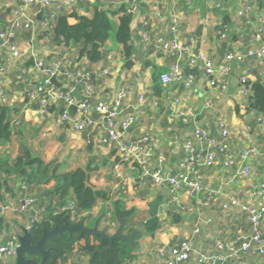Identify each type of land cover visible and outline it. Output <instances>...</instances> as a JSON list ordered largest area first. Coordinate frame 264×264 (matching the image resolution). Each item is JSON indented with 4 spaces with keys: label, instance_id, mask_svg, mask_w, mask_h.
<instances>
[{
    "label": "crops",
    "instance_id": "0c3cea01",
    "mask_svg": "<svg viewBox=\"0 0 264 264\" xmlns=\"http://www.w3.org/2000/svg\"><path fill=\"white\" fill-rule=\"evenodd\" d=\"M123 1L86 0L74 6V9L79 14L90 16L95 5L116 8ZM20 3L21 0H0V31L12 10ZM247 5L249 10L243 12ZM138 7L141 13L131 37L133 64L127 68L114 51L92 64L89 67L94 87L92 105H96L98 100H109L119 87L127 88L131 103L125 113L137 117L130 128L129 138L135 140L142 133L148 134L151 147L149 166L161 167L164 173L173 175L188 172L189 176L194 177L200 174L203 189L190 195L184 187L157 186L146 178L142 187L126 196L120 192L118 179L112 172L117 146L114 142L108 143L103 129L93 132L91 146L87 132L77 131L71 122L59 120L62 108L56 107L46 114L38 103L28 101L27 79L32 75L29 69L34 68V56L49 60L63 56L72 59L78 66L80 48V43L57 47L48 44L42 36L37 37V34L46 31L39 26L41 20L49 19L51 26L60 14L71 8L56 11L52 7L32 5L28 14L34 22L36 35L27 29L18 31L13 41L20 48V58L7 69L0 82V110H5L13 132L8 141L0 144V161L11 164L24 152L30 153L49 167L46 175L51 179L46 184L35 181L23 186L24 183L13 176L14 185L0 194V208L11 202L19 210L0 211L3 224L0 245L14 234L18 226L22 227V222H28L29 216L32 220L37 217L36 213H39L38 218L42 215L44 217L41 219L47 217L45 209L55 201L46 195H51L54 188L52 169H55V175L77 168L85 169L89 184L106 192L105 200H98L90 211L76 217V222L85 219L86 225L92 227L95 220L103 216L99 227L113 232L118 226L117 215L112 209L113 201L116 198L124 202L125 208L132 212L125 232L134 228L141 231L135 234L136 247H130L132 250L127 258L130 264H165L163 257H168L166 248L184 240L191 242L193 252L189 261L183 264H198L200 253L214 251L215 239L232 240L251 234L246 212L229 202L230 199H237L240 203L257 202L255 191L264 181V158L261 155L264 154V123H259L258 117L264 114L249 110V100L239 96L236 90L242 73L249 75L250 82L262 81L264 84V64L259 65L252 58L233 63L226 77L229 87L225 91L208 86L200 63L193 67L181 64L184 73L194 74L191 89H187L182 81L164 84L159 79V73L167 70L176 58L155 47L154 38L163 34L167 39L175 38L191 44L194 51L205 52L215 66H219L228 52L243 53L251 45L250 35L264 20V0H141ZM172 15L177 23L174 30L171 29ZM221 29L225 30L224 37H221ZM142 32L151 37L150 44L143 42ZM31 38L33 41H30ZM82 63L85 66L87 61ZM21 67L27 71L19 78ZM103 68L109 70L105 77L100 76ZM141 92H144L146 101L136 108L134 105L139 104ZM73 94L78 99L80 91L75 89ZM71 113L74 116L75 110L71 109ZM93 116L96 118L98 114L94 112ZM219 119L225 120L231 131L229 154L232 157H237L244 146L254 149L249 159V175H241L242 164L237 158L234 165L225 166V157L221 154H217V160L211 167L195 165L192 171L180 168L185 155L183 142L191 139L194 155L200 162L208 141L196 140L194 131L201 127L207 131L209 139L219 140ZM128 171L123 167V173ZM146 189L148 192L142 194ZM69 195L72 196V190H69ZM31 197L36 199L35 202L27 209L20 210L23 201ZM261 229L264 235V219ZM83 245V240L75 241L72 250L59 264H90L89 253L81 250ZM161 247L165 248L163 256L159 252ZM226 264H264V257L248 251L241 260H228Z\"/></svg>",
    "mask_w": 264,
    "mask_h": 264
},
{
    "label": "built area",
    "instance_id": "2783aa9c",
    "mask_svg": "<svg viewBox=\"0 0 264 264\" xmlns=\"http://www.w3.org/2000/svg\"><path fill=\"white\" fill-rule=\"evenodd\" d=\"M84 1L86 0H21L20 5L12 10L4 28L0 31V82L1 78L5 76L7 69L13 66L20 58V48L13 41L18 31L27 29L36 35L34 22L28 14L30 6L40 5L61 11L82 4ZM140 1L124 0L122 3L125 5L127 12L133 13ZM248 6L245 7L243 12L249 10ZM243 12L241 13L243 14ZM171 24V29L174 30L177 24L174 15L171 16ZM39 26L43 30H48L51 27L49 26V19L41 20ZM224 32L225 30H220L221 37L225 36ZM141 36L145 44L151 43V37L148 33L142 32ZM249 38L251 45L243 53L228 52L224 62L219 66H215L205 52L201 50L198 52L194 51L191 44L175 38L167 39L163 34H159L154 38L155 47L161 48L167 54L176 58L175 62L169 64L167 70L159 74V79L164 84L182 81L187 89H191L194 74L192 72L184 73L181 69V64L184 63L193 67L200 63L208 79V86L225 91L229 87V81H227L226 77L230 74L233 63H240L246 58H252L259 65L264 64V42L262 41L264 38V20L260 21V24ZM30 41H33V38ZM31 47L35 50L34 45L31 44ZM35 54L37 53L35 52ZM34 60V68L32 70L29 69V72L32 71V75L27 79L26 98H28L29 102L38 103L40 109L46 114H49V109L52 106L58 107L62 104L64 108L59 120L71 122L77 131L93 135V132L103 129L108 136V143L114 142L117 146L115 157L118 158V161L114 160L112 172L118 179L117 186L121 188L123 194L127 196L129 192L137 191L143 186L146 178H150L152 184L157 186L167 184L173 188L184 187L190 195H194L203 189L200 174H195L194 177L189 176L188 172L173 175L164 173L161 167L149 166L151 147L148 134L142 133L135 140H130L131 137L129 138L131 135L130 128L134 125L137 117L135 114L125 113L131 103L127 88L119 87L112 98L109 100H98L96 105H92L94 87L91 83L89 72L79 68L72 62V59L64 58L63 56H57L50 60L46 57L34 56ZM19 71L20 73L17 75L21 78L26 74L27 70L21 67ZM108 74V68H103L100 76L105 77ZM52 77L56 79L61 88H57L51 82ZM237 82L236 91L239 96L247 97L251 94L249 75L247 73L240 74ZM75 89L80 91L78 99L73 94ZM0 92H2L1 87ZM145 101L144 92H141L139 104L134 106L138 108ZM71 106H75L74 116L71 113ZM94 112L98 114V117L95 118L93 116ZM258 121L263 124L264 116H259ZM218 127L220 130L219 140L209 139L207 131L201 127L195 129L194 138L198 141L207 139V149L199 162V159L194 155V146L191 139L185 140L182 144L185 155L180 168H187L192 171L195 165H200L204 168L211 167L217 160V154H221L225 157L223 162L225 166L234 165L238 159L237 161L242 164L241 175H249L251 172L249 159L253 155L254 149L244 146L237 157H232L229 154L231 137L229 126L225 120L219 119ZM261 155L264 158V154ZM123 167H125L126 171H129L123 173ZM255 197L257 199L255 203H240L237 199H230L229 202V204L237 205L246 212L251 234L232 240L215 239L214 251L209 254L200 253L197 259L198 264H226L228 260H241L242 255L248 251L256 253L259 257H264V235L261 229V222L264 219V181L258 185ZM35 200V198L31 197L23 201V206L20 210L27 209ZM227 205L223 204V206ZM18 210L11 202L2 205L0 208L1 213ZM65 211H69L73 217L80 216L77 214L72 202L56 207L54 213ZM109 226H111V223H109ZM18 245L19 234H13L4 244L0 245V264L15 263V250ZM166 249L168 257H163L165 264H183V262L189 261L193 252L189 240L180 241L177 245ZM159 252L163 256L165 248L161 247Z\"/></svg>",
    "mask_w": 264,
    "mask_h": 264
},
{
    "label": "trees",
    "instance_id": "16d2710c",
    "mask_svg": "<svg viewBox=\"0 0 264 264\" xmlns=\"http://www.w3.org/2000/svg\"><path fill=\"white\" fill-rule=\"evenodd\" d=\"M131 16L132 13L127 12L123 3L116 8L95 5L90 16L79 14L72 7L70 10L60 14L54 24L48 30L37 34V37L42 36L48 44L57 47H68L71 43H80L77 58L78 67L85 68L84 70L87 72H90L91 68L89 67L92 64L105 59L106 54L110 51L116 52L119 60L129 68L133 64L131 37L135 29V27L130 28L129 25ZM84 60L87 61L85 66L82 63ZM249 84L251 94L247 96L249 100L248 108L255 113L264 114V84L262 81L249 82ZM56 87L61 88V86L57 85ZM58 107L62 108V110L64 108L62 104ZM55 108L52 106L49 110H54ZM12 134L11 125L7 122L6 112L1 109L0 144L8 141ZM92 136L89 135L91 146L93 143ZM115 161H118L117 157H115ZM47 171H49L47 165L27 152H24L11 164L0 161V194L2 195L4 191L10 190L11 185H14L13 176L16 179L19 178L22 183L27 185L35 183V181L36 183L46 184L51 179L46 175ZM52 173V178H54L55 182L53 192L51 195L50 193L46 195H49V198L55 199V201L48 205L46 209L47 217L40 221L33 220L29 227L32 235V244L38 241L43 230L50 231L53 227L62 225L64 216H67V221L76 223L77 218L73 217L69 211L54 214L56 207L72 202L77 214L80 215L90 211L98 200H105L106 192L89 184L88 174L85 169L77 168L61 175H55V169H52ZM69 190H72V196L69 195ZM120 192L122 193V190ZM38 198L39 196L36 197L37 200ZM112 206L115 215L126 218V223H128L132 212L125 208L124 202L115 198ZM2 226V220L0 219V230ZM77 240L84 241L81 250L87 253L98 251L108 244V241L100 236L88 237L80 232H75L69 236L64 231L49 237L45 241L44 246L50 249V255L46 257L44 264H59L67 253L72 250L73 244ZM112 245L117 248L118 264H130L127 263L129 252L132 250L130 246L119 239H114ZM33 256L30 254L25 255L26 258L39 260L38 257ZM90 264H115L114 252L112 250L102 253L95 252L90 259Z\"/></svg>",
    "mask_w": 264,
    "mask_h": 264
},
{
    "label": "water",
    "instance_id": "95a60500",
    "mask_svg": "<svg viewBox=\"0 0 264 264\" xmlns=\"http://www.w3.org/2000/svg\"><path fill=\"white\" fill-rule=\"evenodd\" d=\"M141 9L139 7H135L131 20H130V28L135 27L139 17H140ZM257 80H260L259 76H256ZM51 82L54 83L57 86H60V84L56 81L54 77L51 78ZM70 109L75 110V106H71ZM148 191L147 189L143 191L142 194H146ZM103 216H100L97 220H95L92 227L87 226L85 219L80 220L76 223H71L67 221V216H64L62 218L63 224L60 226H55L50 231L43 230V234L40 238V240L36 244H32V235L29 231V227L32 224V219L29 218V227L23 228L22 233L19 235V245L17 246L15 253V263L14 264H44V261L47 256L50 255V249H45L43 247L44 239L48 237H53L55 234H58L60 232L66 231L69 236H71L75 232L84 233L88 237H97L100 236L108 241V244L106 247L94 251V252H88L90 259L95 254V252L102 253L107 250H112L114 252L115 257V264L119 263V258L117 256V248L113 247L112 242L114 239H119L126 244L130 245L133 249L136 247V239L135 234L140 233L141 231L138 229H132L130 232H125L126 227V218H121L116 216V220L118 221V226L113 232L107 231L105 228H100V222L102 220ZM37 251H40L41 253V259L40 261H37L32 258H26V254H32Z\"/></svg>",
    "mask_w": 264,
    "mask_h": 264
},
{
    "label": "rangeland",
    "instance_id": "374dc122",
    "mask_svg": "<svg viewBox=\"0 0 264 264\" xmlns=\"http://www.w3.org/2000/svg\"><path fill=\"white\" fill-rule=\"evenodd\" d=\"M22 185L25 186L26 184L24 183V184H22ZM45 210H46V209H45ZM38 214H39V213H36V216H37V217H35V220H36V221H40V219H41L42 217H44V216L42 215L40 218H38ZM44 214H47V211H46ZM54 214H57V213H54ZM28 216H29V215H28ZM39 216H40V215H39ZM29 217H30V216H29ZM29 217H28V222H22V225H21V226H22V227H21L22 229H23V228H28V227H29ZM43 219H44V218H43ZM41 220H42V219H41ZM31 222H33V220H32ZM21 228H20L19 226L17 227V229H16L17 232L15 231L16 234H21V233H22V229H21ZM101 228H103V227H101ZM15 232H13V233L15 234ZM72 252H73V251H72Z\"/></svg>",
    "mask_w": 264,
    "mask_h": 264
},
{
    "label": "flooded vegetation",
    "instance_id": "af4514ba",
    "mask_svg": "<svg viewBox=\"0 0 264 264\" xmlns=\"http://www.w3.org/2000/svg\"><path fill=\"white\" fill-rule=\"evenodd\" d=\"M60 233H62V232H60ZM42 234H43V231H42V233H41V236H42ZM41 236H40V238H41ZM40 238L38 239V241L40 240ZM48 238H49V237H48ZM48 238L44 239V242H43V247H44L45 249H47V247H45L44 244H45V241H46ZM38 241H37V242H38ZM37 242H36V243H37ZM36 243H34V244H36ZM30 255H34V256L38 257V258H39L38 261H40V259H41V253H40V251H37V252L32 253V254H30ZM34 256H33V257H34Z\"/></svg>",
    "mask_w": 264,
    "mask_h": 264
}]
</instances>
